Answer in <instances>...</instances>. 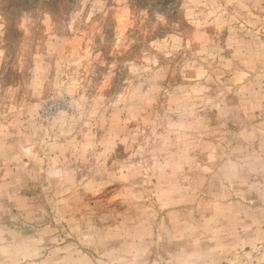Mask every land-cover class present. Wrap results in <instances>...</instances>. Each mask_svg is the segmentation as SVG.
<instances>
[{"label": "rangeland", "instance_id": "obj_1", "mask_svg": "<svg viewBox=\"0 0 264 264\" xmlns=\"http://www.w3.org/2000/svg\"><path fill=\"white\" fill-rule=\"evenodd\" d=\"M0 264H264V0H0Z\"/></svg>", "mask_w": 264, "mask_h": 264}]
</instances>
